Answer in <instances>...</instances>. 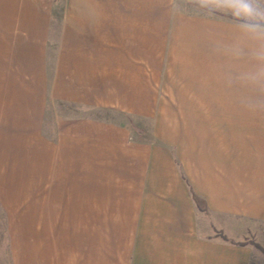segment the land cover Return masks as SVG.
Here are the masks:
<instances>
[{
    "label": "crops",
    "instance_id": "0c3cea01",
    "mask_svg": "<svg viewBox=\"0 0 264 264\" xmlns=\"http://www.w3.org/2000/svg\"><path fill=\"white\" fill-rule=\"evenodd\" d=\"M190 1L208 13L183 0H0V209L11 264H227L226 242L210 237L225 227L227 200L234 215L264 220V130L248 145L261 158L253 171L241 155L231 160L233 197L223 151L195 176L171 143L139 139L140 122L193 89L202 103L223 89L242 119L240 87L229 92L218 68L253 26L257 0ZM232 135L240 150L242 130ZM126 231L136 233L131 245L98 255L90 234ZM61 233L89 234L85 255L55 256Z\"/></svg>",
    "mask_w": 264,
    "mask_h": 264
},
{
    "label": "rangeland",
    "instance_id": "374dc122",
    "mask_svg": "<svg viewBox=\"0 0 264 264\" xmlns=\"http://www.w3.org/2000/svg\"><path fill=\"white\" fill-rule=\"evenodd\" d=\"M183 4H185L183 7L186 11L194 10L193 4H195L201 7L198 8L199 12L208 13V8L194 1L183 0ZM251 13L248 15L247 21H251L253 26L250 29L242 27L241 42H235V45L230 47L227 45L225 67L221 63V67L218 68L219 70L225 69V80L221 78L220 84L231 88L229 92H233L232 87L235 86L237 94L238 87H240L241 120L235 118L238 115V105H233L234 98L222 95L224 94L223 89L215 91L219 92L220 96L215 93L216 96L211 95L208 100L204 99L207 101L206 103H202L201 90L193 89L192 93L195 95L192 97H177V99L174 98L177 103L162 106V112L155 121L140 122L142 125L139 139L171 143L177 151L179 164L183 169L186 163L190 164L195 176L197 171L201 173L203 165L209 167L213 161H217L213 156L216 159L218 150L223 151L221 154H224L227 166V191L229 188L231 189L229 190L231 197H233V179L229 176L233 172L231 162L234 161V158L237 159L238 155L242 156V160L245 162L242 166L243 172L246 173L253 171L257 166L256 162L261 160L260 156H256L259 150L248 145L250 140L261 139L262 137L257 135L264 130V0H257V8L252 9ZM238 19L246 21L245 18ZM213 66L214 62L211 60V69ZM196 94L198 95L196 96ZM179 100H192L196 103L179 104ZM68 108L71 109V107ZM63 112L65 113V111ZM78 113L88 112L73 110V113L68 114L76 115ZM237 128L242 130L243 146L240 150L233 146L234 137L232 134L233 130ZM218 141H224L225 144L218 146ZM249 154L254 155L252 158L253 168L247 163L250 160ZM230 166L231 168H228ZM233 207V200H227L225 227L215 228V234L210 237L226 242L227 264H242V262H244L243 264H264V220H258L255 216L234 215ZM210 219L212 220V218ZM213 219L217 224V217ZM121 220L122 218H114L115 225L121 226ZM135 222L131 219L130 230L135 229ZM124 224H126L125 221ZM9 226L8 218L0 209V264H11ZM90 236L92 242L97 240L99 256L106 255L107 252L114 256L118 252V243L120 241H124L126 244L127 241L132 242L135 240L136 233L134 231L98 232L90 234ZM58 239L65 245L62 249H54L55 256L74 258L81 257L87 252L85 246L89 241V234L61 233L58 235ZM112 244L113 246H111ZM246 249L250 250L247 254L243 253V250Z\"/></svg>",
    "mask_w": 264,
    "mask_h": 264
}]
</instances>
